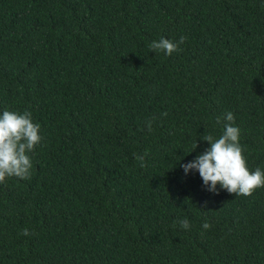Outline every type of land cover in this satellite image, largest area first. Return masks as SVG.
Listing matches in <instances>:
<instances>
[{
	"label": "trees",
	"instance_id": "obj_1",
	"mask_svg": "<svg viewBox=\"0 0 264 264\" xmlns=\"http://www.w3.org/2000/svg\"><path fill=\"white\" fill-rule=\"evenodd\" d=\"M5 109L42 141L31 179L0 184V264H264V187L181 167L230 111L264 170V0H0Z\"/></svg>",
	"mask_w": 264,
	"mask_h": 264
},
{
	"label": "clouds",
	"instance_id": "obj_2",
	"mask_svg": "<svg viewBox=\"0 0 264 264\" xmlns=\"http://www.w3.org/2000/svg\"><path fill=\"white\" fill-rule=\"evenodd\" d=\"M186 39L187 37L181 36L174 42L161 37L159 40H153L148 47L155 53L164 52L171 56L173 52L182 50L180 45ZM163 115L167 116V113ZM234 121L235 116L230 111L222 118L218 117L217 123L223 124L222 134L218 138L212 134L203 135L202 139L209 142V147L181 167L185 174L192 170L198 171L207 190L212 193L218 194L219 190L223 189L236 196H252L257 188L264 187V170L256 168L253 171L248 167L244 148L240 144V129L234 126ZM147 128L152 130L151 120L147 122ZM41 141L40 125L34 122L30 111L5 109L0 114V184H4L8 177L31 179L33 164L30 153ZM197 146L198 142L194 150ZM136 158L143 160L144 157L137 154ZM176 223L174 222L173 227ZM178 223L182 229L191 227L186 218ZM202 227L209 229L211 225L204 222ZM21 234L29 236L33 233L24 228Z\"/></svg>",
	"mask_w": 264,
	"mask_h": 264
}]
</instances>
